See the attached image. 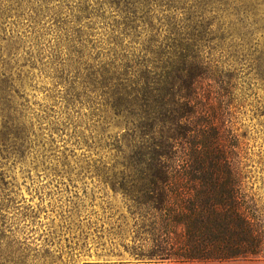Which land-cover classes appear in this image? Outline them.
I'll use <instances>...</instances> for the list:
<instances>
[{
	"label": "rangeland",
	"instance_id": "rangeland-1",
	"mask_svg": "<svg viewBox=\"0 0 264 264\" xmlns=\"http://www.w3.org/2000/svg\"><path fill=\"white\" fill-rule=\"evenodd\" d=\"M166 38L213 73L264 214V0H0V264H149L103 256L131 223L105 185L127 151L105 83Z\"/></svg>",
	"mask_w": 264,
	"mask_h": 264
},
{
	"label": "trees",
	"instance_id": "trees-1",
	"mask_svg": "<svg viewBox=\"0 0 264 264\" xmlns=\"http://www.w3.org/2000/svg\"><path fill=\"white\" fill-rule=\"evenodd\" d=\"M208 70L183 41L166 38L150 39L138 61L108 72V107L123 122L127 151H117L105 185L121 195L131 223L120 213L107 229L104 258L264 259V214L237 160L238 136L232 145L227 112L211 97Z\"/></svg>",
	"mask_w": 264,
	"mask_h": 264
},
{
	"label": "crops",
	"instance_id": "crops-1",
	"mask_svg": "<svg viewBox=\"0 0 264 264\" xmlns=\"http://www.w3.org/2000/svg\"><path fill=\"white\" fill-rule=\"evenodd\" d=\"M196 263H203V264H264V261H230V262H196Z\"/></svg>",
	"mask_w": 264,
	"mask_h": 264
}]
</instances>
